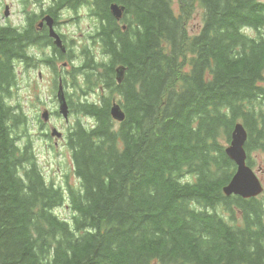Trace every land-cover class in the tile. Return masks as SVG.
Masks as SVG:
<instances>
[{
  "label": "trees",
  "instance_id": "obj_1",
  "mask_svg": "<svg viewBox=\"0 0 264 264\" xmlns=\"http://www.w3.org/2000/svg\"><path fill=\"white\" fill-rule=\"evenodd\" d=\"M86 3L106 21L105 39L78 50L68 83L105 96L73 105L91 118L66 138L73 185L47 183L33 158L29 120L10 101L24 77L16 62L36 67L34 42L0 27V264H264V193L221 196L235 168L224 154L235 122L247 129L248 160L264 155V3L178 0V11L173 0ZM110 3L124 7L125 32ZM197 6L203 23L190 34ZM115 97L120 123L109 113ZM213 205L221 215L208 213Z\"/></svg>",
  "mask_w": 264,
  "mask_h": 264
},
{
  "label": "rangeland",
  "instance_id": "obj_2",
  "mask_svg": "<svg viewBox=\"0 0 264 264\" xmlns=\"http://www.w3.org/2000/svg\"><path fill=\"white\" fill-rule=\"evenodd\" d=\"M264 1V0H261ZM177 0H173V5L175 11L178 10V5H177ZM199 6H197L196 10H193L192 13L188 17V26H189V31L190 34H196L199 32L201 25L203 23V11L198 9ZM15 9V8H14ZM88 9H83L80 12L77 13H67L65 12L64 15L61 17V20L63 22L59 26V30L62 31V33L70 36H74L76 40H80L81 36L89 31V27L92 24V18L89 17V13L87 11ZM125 16L126 13L124 11L122 18L125 21ZM126 22V21H125ZM125 22L122 23V28H124V31H126V24ZM70 46V45H69ZM73 47V46H71ZM74 54V52L72 51ZM44 56H41V59ZM32 63L33 59H32ZM40 64H45V62H42ZM57 63H55L53 66H49L52 68H55ZM62 63L59 64L60 70L63 72V69H61ZM23 66L17 65V73L19 75H22L25 70L22 69ZM41 73L42 79L40 80L38 78V73ZM66 72V71H64ZM27 73L30 74V77H33L36 80H32L30 83L26 82L27 79ZM24 73V77L21 78V85L18 83V91L15 93V99L11 100V103H15L16 100H19V102L22 104L26 116L28 120L30 121V135L34 139L32 142V148H33V153L35 155V160L40 166V169L42 171V174L45 178V180L48 183H51L52 181L55 183L56 186L58 187H64L68 184L73 185L76 183L75 176H74V171H73V163H72V157L69 149L66 147V139L63 141H59L58 144H56L57 140L54 138L53 141L40 137V130L37 128V123L40 119L41 112L43 110H48L49 112L57 110V101L54 99L55 94L52 93L55 92V86L52 79V72L50 69H48L46 66H41L38 70L32 69L30 72ZM260 81L258 84L262 87H264V76L260 77ZM38 81V82H37ZM58 81V79H56ZM70 85V84H69ZM68 86V85H67ZM66 86V87H67ZM67 89V88H66ZM75 95V99H76ZM261 99H255L249 102V109L252 111L256 110L257 108H260L261 105L259 104V101ZM19 103L20 109L22 110V106ZM77 119H80L82 122H91V118L83 115H71L69 118V123L66 124V122L63 120L61 117H53L50 119V127H54L60 132H67L69 127L71 125L74 126L75 121ZM236 128V123L233 125L232 130L230 132L229 136V141L232 138V134L235 131ZM47 133L50 134V130H47ZM42 139V140H41ZM247 140H248V133H247ZM49 141V142H48ZM51 141V142H50ZM258 141V139H257ZM256 141V142H257ZM247 144V142H246ZM245 144V148H246ZM224 154L227 157L228 160L232 162V159L227 155L225 149H224ZM253 161L248 160L247 165L250 169L254 168L256 169V174L258 178L260 179L262 186L264 188V170L260 171L258 168L262 166L264 168V155L255 152L252 153ZM223 196V192L221 191ZM240 197L239 195H233ZM226 199V198H224ZM242 199V198H241ZM216 205H213L212 208H215ZM208 213L214 214L217 216L221 215V211L219 208H215L213 210L208 209ZM206 215L207 214V209L205 208ZM235 214L232 215L234 219L237 220L238 214L237 211L233 210ZM262 211V209H261ZM260 212V211H259ZM62 218H65L68 220L69 218V213L66 208L59 209L57 212ZM214 218H217L213 216ZM227 218V217H225Z\"/></svg>",
  "mask_w": 264,
  "mask_h": 264
},
{
  "label": "flooded vegetation",
  "instance_id": "obj_3",
  "mask_svg": "<svg viewBox=\"0 0 264 264\" xmlns=\"http://www.w3.org/2000/svg\"><path fill=\"white\" fill-rule=\"evenodd\" d=\"M88 7L86 0H0V27L14 28L17 33L21 32V34L29 35L30 39L34 42L35 58L42 60L49 66H53L55 63L58 65V62H62L65 57L59 53L61 52L59 49L53 47L54 40L49 35V24L59 35L62 44L66 46L86 42L88 38L85 36L86 34L84 35L85 37L82 35L80 40H76L74 36L62 33L59 30V26L61 23L62 26L64 25L61 17L65 12L77 13ZM97 18L104 22V26L102 27H105L106 21L100 16H97ZM30 28L31 31H28ZM89 39L91 42H103L105 37L100 32L95 38L89 37ZM42 54L44 55L43 59H39ZM47 65L45 66L47 67ZM36 66L40 67L39 63ZM49 66L47 68L50 70L56 69V67L52 68ZM57 77L59 76L57 75ZM52 115L55 117L59 116L56 111ZM49 124L50 120L46 123L38 122L37 128L40 130V137L53 141L51 134L47 133L48 129H53ZM63 134L61 140H64L66 137L64 131Z\"/></svg>",
  "mask_w": 264,
  "mask_h": 264
},
{
  "label": "water",
  "instance_id": "obj_4",
  "mask_svg": "<svg viewBox=\"0 0 264 264\" xmlns=\"http://www.w3.org/2000/svg\"><path fill=\"white\" fill-rule=\"evenodd\" d=\"M112 11L116 16H120L121 9L117 6H112ZM121 73L118 72V75ZM118 82L120 79L118 78ZM62 88L58 92V101H59V113L63 115L65 119L68 116V106L66 104L64 95L61 94ZM111 116L118 121L124 119V115L120 110L118 105H113L111 108ZM48 117L47 113L42 114V118L46 120ZM52 135L59 136L56 131H53ZM246 133L241 125H236L235 131L232 134L231 147L226 150L227 155L236 162L238 168L237 173L232 178L228 186L223 189V193L226 196L231 194L239 195L242 198H250L259 193H261L262 188L259 181L256 179L251 169L246 166V155L243 150V145L246 140Z\"/></svg>",
  "mask_w": 264,
  "mask_h": 264
},
{
  "label": "bare ground",
  "instance_id": "obj_5",
  "mask_svg": "<svg viewBox=\"0 0 264 264\" xmlns=\"http://www.w3.org/2000/svg\"><path fill=\"white\" fill-rule=\"evenodd\" d=\"M89 3V2H88ZM88 11V10H87ZM244 14V13H243ZM113 23V22H112ZM33 34V33H32ZM27 37V36H26ZM259 41V40H258ZM69 43V42H68ZM40 45V44H39ZM35 48V47H34ZM49 50V49H48ZM257 50V49H256ZM264 50V49H263ZM45 52V51H44ZM25 53V52H24ZM233 57V56H232ZM235 60V59H234ZM48 67V66H47ZM261 68V67H260ZM124 75V74H123ZM115 84V83H114ZM115 87V86H114ZM5 92V91H4ZM140 93V92H139ZM3 97V96H2ZM177 98V97H176ZM175 98V99H176ZM75 105V104H74ZM152 106V105H151ZM77 112V111H76ZM153 115V114H152ZM142 119V118H141ZM184 120V119H183ZM166 121V120H165ZM147 123V122H146ZM214 123V122H213ZM17 124V123H16ZM141 124V123H140ZM148 124V123H147ZM145 126V125H144ZM161 126V125H160ZM78 127V126H77ZM107 128V127H106ZM145 128V127H144ZM134 129V128H133ZM25 132V131H24ZM96 133V132H95ZM15 136V135H14ZM88 136V135H87ZM17 138H19V137H17ZM140 138V137H139ZM149 138V137H148ZM188 138V137H187ZM85 139V138H84ZM197 140V139H196ZM116 141V140H115ZM122 141V140H121ZM49 142V141H48ZM51 142V141H50ZM205 142V141H204ZM108 143V142H107ZM216 144V143H215ZM99 147V146H98ZM22 148V147H21ZM137 148V147H136ZM107 149V148H106ZM126 150V149H125ZM209 151V150H208ZM211 152V151H210ZM209 155V154H208ZM34 158V157H33ZM232 162L235 164V165H237L236 164V162L235 161H233L232 160ZM35 163V162H34ZM231 167V166H230ZM182 169V168H181ZM235 169V168H234ZM178 170V169H177ZM229 173V172H228ZM175 176V175H174ZM191 176V175H190ZM217 176H218V174H217ZM184 178V177H183ZM214 179V178H213ZM212 181V180H211ZM214 181V180H213ZM215 182V181H214ZM212 183V182H211ZM206 185V184H205ZM219 191V190H218ZM220 194V193H219ZM262 198V197H261ZM263 199V198H262ZM230 200V199H229ZM214 201V200H213ZM224 207V206H223ZM219 208V207H218ZM209 211V210H208ZM224 211V210H223ZM250 212V211H249ZM198 214V213H197ZM221 214V213H220ZM235 214V213H234ZM258 215V214H257ZM198 217V216H197ZM142 222V221H141ZM212 222H214V221H212ZM179 223V222H178ZM177 223V224H178ZM190 223V222H189ZM223 223V222H222ZM244 223V222H243ZM174 224V223H173ZM176 224V223H175ZM198 224H199V222H198ZM179 227V226H178ZM114 228V227H113ZM196 229V228H195ZM197 230V229H196ZM174 231V230H173ZM232 231V230H231ZM190 232V231H189ZM193 234V233H192ZM157 237V236H156ZM214 239V238H213ZM147 240V239H146ZM155 240V239H154ZM213 243V242H212ZM163 245V244H162ZM253 245V244H252ZM152 246V245H151ZM170 247V246H169ZM152 248V247H151ZM171 251V250H170ZM155 255V254H154ZM177 256V255H176ZM212 257V256H211ZM181 260V259H180ZM162 261V260H161Z\"/></svg>",
  "mask_w": 264,
  "mask_h": 264
}]
</instances>
